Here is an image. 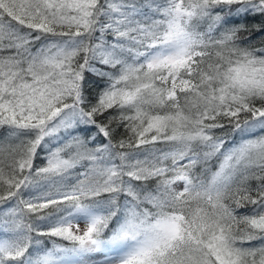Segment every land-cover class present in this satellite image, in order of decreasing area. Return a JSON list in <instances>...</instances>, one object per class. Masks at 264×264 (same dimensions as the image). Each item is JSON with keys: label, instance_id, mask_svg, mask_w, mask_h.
Masks as SVG:
<instances>
[{"label": "snow or ice", "instance_id": "1", "mask_svg": "<svg viewBox=\"0 0 264 264\" xmlns=\"http://www.w3.org/2000/svg\"><path fill=\"white\" fill-rule=\"evenodd\" d=\"M0 130V264H264V0H0Z\"/></svg>", "mask_w": 264, "mask_h": 264}, {"label": "trees", "instance_id": "2", "mask_svg": "<svg viewBox=\"0 0 264 264\" xmlns=\"http://www.w3.org/2000/svg\"><path fill=\"white\" fill-rule=\"evenodd\" d=\"M248 23L250 25L251 24H259L260 23V19L258 18L256 20H250V21H248ZM89 78L90 79H93V80L95 79L94 77H91V76ZM0 132H2V130H0ZM36 163L37 164H42L43 163V160L38 156ZM248 211H250V208H242V209H239V212H241V213H245V212H248ZM57 242H59V241H57ZM43 246H46L48 248H51L52 243L49 240H47V238H45V243H44Z\"/></svg>", "mask_w": 264, "mask_h": 264}]
</instances>
